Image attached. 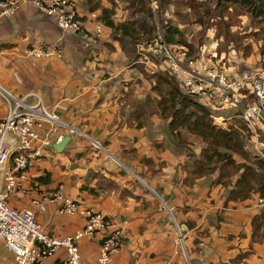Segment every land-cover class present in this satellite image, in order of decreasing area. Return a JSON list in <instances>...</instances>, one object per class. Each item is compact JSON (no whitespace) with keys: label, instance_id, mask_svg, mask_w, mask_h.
Instances as JSON below:
<instances>
[{"label":"crops","instance_id":"crops-1","mask_svg":"<svg viewBox=\"0 0 264 264\" xmlns=\"http://www.w3.org/2000/svg\"><path fill=\"white\" fill-rule=\"evenodd\" d=\"M18 1L20 7L13 15H0V88L12 96L10 105L26 94H39L60 124L45 126L50 146L26 172L20 191L8 196V206L32 210L51 237L72 236L85 226L83 216L58 214L56 202H46L43 212L36 204L45 191L61 188L81 207L101 214L111 230L120 231L119 252L112 254L106 264H264V238L261 243L250 241L251 218L264 204L253 195L249 200L225 205L226 188L214 181L210 187L209 178L215 180L216 174L193 175L190 144L186 146L188 154L176 157L179 139L168 128L170 119L162 118L156 106L159 95L152 90L155 81L146 76L144 71H150L140 62L142 55L137 46L142 43L126 53L110 29L103 26L101 38L86 50L79 35L61 37L48 17L38 11L35 0ZM112 1L115 4L100 0L99 7L90 10L92 5L79 0L78 10L86 17L95 12L99 18L102 9L118 11L115 5L119 1ZM122 17L112 15L115 23H122ZM182 24L173 28L188 34L189 29ZM86 25L93 29L90 19L86 18ZM211 39L194 54L183 48V65L220 63L228 75L236 76L239 66L244 67L242 51L231 52L229 47L225 51L220 39ZM42 45L59 47L61 58L24 56L25 49ZM247 63L257 65L254 58ZM148 66L152 72L168 76L159 60H152ZM146 94H153L156 102L150 118L139 109L145 105ZM33 103L32 97L24 102ZM8 108L0 98V118ZM169 132H174L175 140ZM66 136L70 140L57 153L52 144ZM45 175L47 184L37 180ZM173 175L175 184L170 182ZM2 186L0 172V189ZM221 192L223 199L217 198ZM165 195L169 202H160L159 206ZM246 212L249 217L243 221ZM168 217L181 227L189 225L180 239L181 247L186 246L184 251L177 246L176 236L173 239L167 234L172 229ZM152 240H156L153 245ZM100 241L99 235L77 241L87 264H99ZM246 253V257L234 261ZM65 256L64 249H60L44 264H61ZM13 258L12 252L0 244V264H12Z\"/></svg>","mask_w":264,"mask_h":264},{"label":"built area","instance_id":"built-area-1","mask_svg":"<svg viewBox=\"0 0 264 264\" xmlns=\"http://www.w3.org/2000/svg\"><path fill=\"white\" fill-rule=\"evenodd\" d=\"M157 0L151 7L157 8ZM79 0H35L34 5L42 12L61 37L79 35L82 46L89 50L96 45L102 36L103 25L95 12L83 16L78 10ZM154 5V6H153ZM20 7L18 0H0V15L11 16ZM86 18L93 23L89 30ZM169 17L161 20L153 36L137 48L148 71V65L157 59L164 64L168 75L176 82L184 94L189 95L202 107L210 109L213 125L226 129L233 118L242 120L251 133L248 148L244 146L253 159H264V144H261V133L264 134V71L256 65L238 69L236 76L228 75L220 63L188 64L184 66L186 52L183 48L166 42V30L171 24ZM24 56L32 59L61 58L59 47L42 45L38 48H27ZM257 71H254L257 69ZM28 97L33 104L25 105ZM0 98L8 105L7 114L0 118V172L2 189H0V244L12 252V264H44L60 249L66 256L61 264H87L81 257L77 241L84 237L98 236L101 239L99 264H106L112 254L119 252L121 233L110 229L105 218L92 210L83 208L56 188L44 192L41 200L36 202L44 211L46 202L58 204L60 215H81L85 226L74 235L59 238L45 233L36 220L35 213L27 208L16 209L8 206L6 199L14 192L20 191L26 180V172L42 156L45 148L50 146L49 127L59 125L58 119L47 110L44 99L37 93L26 94L13 105L9 104L12 96L0 88ZM231 110L229 113L227 111ZM259 203L264 200L259 198Z\"/></svg>","mask_w":264,"mask_h":264},{"label":"trees","instance_id":"trees-1","mask_svg":"<svg viewBox=\"0 0 264 264\" xmlns=\"http://www.w3.org/2000/svg\"><path fill=\"white\" fill-rule=\"evenodd\" d=\"M100 0H86L87 4L92 5L90 10H96L99 7ZM112 1V0H111ZM126 1V0H125ZM127 7L131 13L140 14L141 17H132L128 22L115 23L112 19L113 13L110 10L102 9L99 21L103 26L110 29L112 37L120 43L121 49L128 52L137 43L147 41L152 33L153 26L148 25L147 20L152 18V13L145 7L146 0H127ZM126 1V2H127ZM113 4L114 1H112ZM170 1L165 3V7ZM161 7V5H160ZM215 9L219 13H237V15L248 16L250 22L258 28V40L261 41L260 59H264V0H215ZM167 16V15H166ZM236 21V17L234 16ZM234 22L225 21L226 30L229 31ZM190 34L191 36H187ZM169 27L166 30V42L171 45H178L179 48L188 50V54H194L192 49V34ZM224 37L230 42L237 43L240 34L230 32L223 33ZM230 37V39L228 38ZM241 36V35H240ZM189 39V42H188ZM231 52L237 53L233 46H229ZM133 53L131 50L130 54ZM131 58H135L131 56ZM146 76L154 79L152 86L153 92L159 95L157 108L160 115L165 119H170L168 128L175 131L178 139L181 138V131L186 130L194 137L201 139L206 147L200 149L195 155L191 166L193 175H214L215 184H221L226 188L227 196L225 205L228 202H242L251 199L253 195L264 200V159H245L243 152L242 134L249 133L247 125L242 121L240 128L230 123L226 129L217 128L213 125L210 109L202 107L197 101L177 87L176 82L168 75L159 72H145ZM242 132V133H241ZM264 139V134L261 133ZM189 150V149H187ZM189 153V152H188ZM233 155L244 158L242 163H237ZM241 155V156H240ZM192 156H194L192 154ZM243 160V159H242ZM218 164H221L220 166ZM231 167L232 172L228 173L232 183H226L224 178V167ZM43 184L49 182L48 176H42L37 179ZM161 195L160 192H158ZM188 228L189 225L185 224ZM252 243H261L264 238V206L251 218L250 222ZM101 242V241H100ZM245 255L240 254L234 261L241 260Z\"/></svg>","mask_w":264,"mask_h":264},{"label":"rangeland","instance_id":"rangeland-1","mask_svg":"<svg viewBox=\"0 0 264 264\" xmlns=\"http://www.w3.org/2000/svg\"><path fill=\"white\" fill-rule=\"evenodd\" d=\"M119 2L115 5L116 8L118 9V11L113 10V13H116L117 15L122 14L123 17L121 19H124L123 22H128L132 17L136 18V17H141L140 14H135V13H131V11L129 10V8L127 7L128 5V1L126 2L125 0H118ZM157 8L151 7V1L146 0L145 3V7L146 9H148L149 11L152 12V18H149L147 20L148 25L154 24L153 27V32H155V30H157V28L160 25V21L162 19H164L165 17H169L171 20V24L168 27H173L175 25H177V23H183L182 25L185 26L189 29L188 33H192L193 32V36H192V49L194 51V53H196L197 51H199V47H201V45H205L204 43L208 44V42L210 43L211 41H213V39H211V37L215 38V39H220V42L222 43V47L221 49L227 51L229 46H233V48L236 51H242V62L244 63V67H250L249 63H247L248 60H250V58H254L256 59V63H257V67L262 69L264 71V59H260V50H261V41L258 40V35H256L258 33V28H256V26L254 25L255 23H253L252 21L250 22V19L248 18V16L245 15H237V13L231 12V13H224L221 14L218 12V10L215 9V0H157ZM170 1V4L168 6L165 7V3ZM110 2H112L110 0ZM130 2V0H129ZM113 3V2H112ZM161 5V7H160ZM167 15V16H166ZM234 16L236 17V21L234 19ZM225 21H231L234 22V25L230 27L229 31L226 30L225 27ZM122 22V23H123ZM172 25V26H171ZM209 31V32H208ZM232 33V34H240L238 39H240V41L238 42L239 46H236L237 43L235 42H230L227 40V38L224 37L223 33ZM209 33V34H208ZM213 33V35H212ZM154 34V33H153ZM153 35H151L152 37ZM150 37V38H151ZM149 38V39H150ZM228 38L230 39V37L228 36ZM148 39V40H149ZM219 42V44H220ZM255 63V64H256ZM116 64H114V69L113 72L115 71V66ZM240 67V71H242V66ZM255 69L254 71L258 70ZM177 85V84H176ZM177 87H179L177 85ZM146 92V91H145ZM147 95V94H146ZM145 101V105L143 108H139L140 110H142L145 114V117H149L152 114V111L155 112L156 108H155V100L153 99V94H148L146 96V98H144ZM48 111H50V109L48 108V106L46 107ZM231 110L227 111L228 113ZM162 118H164L163 116H161ZM150 118V117H149ZM165 119V118H164ZM231 124H233L232 127H234V125L237 127L236 129L240 128L242 123L240 121L239 118H233L231 121ZM160 123L164 124V120L160 119ZM183 135L182 138H179L178 144L176 145V150L179 151V154H176V157H181L184 156L185 154H188V148L186 149V146L188 144H190L192 146V154L195 157V153L196 151H200V149H203L204 147H206V144L199 138L194 137L192 135H189V133L186 130L182 131ZM242 133V132H241ZM169 136L171 135L172 139L175 140L176 136L174 134V132H169L168 133ZM251 137V133H245L243 132L242 134V145H243V152H245V159L247 161H249L251 158H254L253 156H251L249 154L248 151H250L248 148L251 147V145L253 144L250 140ZM263 137L261 136V141L264 144V139H262ZM165 144V142H164ZM247 145L248 151L244 148V146ZM97 146V145H96ZM98 147V146H97ZM264 151V150H263ZM191 153V152H190ZM191 154V156H192ZM241 156V155H240ZM233 158L235 159V161L237 163H242V161H244V158L239 157L238 155H233ZM243 159V160H242ZM219 166L221 164H218ZM224 178L223 181H225L226 183H232L234 181V178L231 177L232 179L230 180L228 173L232 172L231 167H224ZM210 180V187L213 184L212 180V176L211 178H209ZM170 182H172V184H175V175H173L171 177ZM218 186V185H217ZM212 189V188H211ZM215 190V188L213 189ZM226 190V194H227ZM220 192V191H219ZM150 195H152V197H156L155 193H153L152 191L150 192ZM211 193V192H210ZM196 194V193H193ZM219 194V193H218ZM224 193L221 192L220 195L217 196V198L219 197V199H223V195ZM225 197V196H224ZM158 199V198H157ZM161 201H159V206H162L160 202H163V199L160 198ZM218 201V199H216ZM169 202V200L167 201ZM166 202V203H167ZM235 209V208H234ZM247 215H243V221H245L249 215L246 212ZM168 219L170 220V222H172V229H169V233H167L169 235L170 238L174 239V235L175 237V242L177 243V246H179V248L182 249L183 245L185 246V244H182L181 247V243H180V239L182 238V233L184 230H182L181 225L175 223L172 221L171 218L168 217ZM37 220V219H36ZM38 221V220H37ZM161 223V222H160ZM243 223V222H242ZM166 226L162 228L164 229ZM176 238L179 239V241H176ZM156 240H152L151 244H155ZM186 247V246H185ZM183 251H184V247H183ZM182 251V252H183Z\"/></svg>","mask_w":264,"mask_h":264},{"label":"water","instance_id":"water-1","mask_svg":"<svg viewBox=\"0 0 264 264\" xmlns=\"http://www.w3.org/2000/svg\"><path fill=\"white\" fill-rule=\"evenodd\" d=\"M70 140V136H66L64 137L59 143H54L52 144V148L57 152V153H60L63 148L65 147V145L68 143V141ZM169 200V196L168 195H165L163 197V203L164 205H166V202ZM182 230H185L186 227L185 226H182L181 227Z\"/></svg>","mask_w":264,"mask_h":264}]
</instances>
